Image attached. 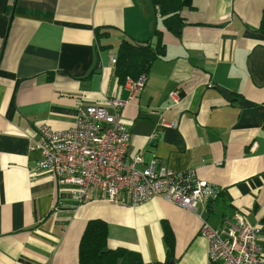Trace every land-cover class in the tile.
<instances>
[{"label": "crops", "instance_id": "obj_1", "mask_svg": "<svg viewBox=\"0 0 264 264\" xmlns=\"http://www.w3.org/2000/svg\"><path fill=\"white\" fill-rule=\"evenodd\" d=\"M192 3L180 36L164 30L166 54L130 100L111 59L123 39L163 28L151 0H0V264H80L94 218L108 224V247L125 249L118 264H210L201 217L226 226L235 213L261 225L264 249V0ZM111 98L126 101L129 152L216 185L212 211L163 197L126 206L97 191L79 205L37 169L39 125L67 129L80 105ZM163 221L175 236L170 258Z\"/></svg>", "mask_w": 264, "mask_h": 264}, {"label": "built area", "instance_id": "obj_2", "mask_svg": "<svg viewBox=\"0 0 264 264\" xmlns=\"http://www.w3.org/2000/svg\"><path fill=\"white\" fill-rule=\"evenodd\" d=\"M115 63L113 55L111 64ZM146 81V73L126 79L130 100L144 89ZM171 98L179 102L175 93ZM125 103L111 98L105 103L82 104L67 129L39 125V139L32 145L39 153L37 169L51 174L59 191L79 205L97 191L107 201L126 206L163 197L196 213L207 210L206 202L220 193L216 185L197 178L193 171L175 172L158 157L146 163L141 149L129 152L133 135L123 117ZM161 123L175 125L164 118ZM155 138L154 132L148 139ZM226 220V226H214L201 217L199 233L207 240L209 263L264 264L261 225L248 222L241 213Z\"/></svg>", "mask_w": 264, "mask_h": 264}, {"label": "trees", "instance_id": "obj_3", "mask_svg": "<svg viewBox=\"0 0 264 264\" xmlns=\"http://www.w3.org/2000/svg\"><path fill=\"white\" fill-rule=\"evenodd\" d=\"M155 12L161 18L163 28H156L151 37L142 41L123 39L117 49L114 72L118 82L124 84L128 77L136 79L143 73H148L153 63L166 54V44L163 40L164 30L175 36H180L188 21L182 15L184 8H196L192 0H151ZM102 27H96L98 37L108 35L101 32ZM264 34V8L259 26ZM222 199L220 193L215 199L219 204ZM210 211H212L210 209ZM164 241L167 247V256L173 255L175 236L171 226L163 221ZM108 224L104 219H90L83 231L79 243L80 264H118L124 256V248L111 249L108 247Z\"/></svg>", "mask_w": 264, "mask_h": 264}, {"label": "water", "instance_id": "obj_4", "mask_svg": "<svg viewBox=\"0 0 264 264\" xmlns=\"http://www.w3.org/2000/svg\"><path fill=\"white\" fill-rule=\"evenodd\" d=\"M212 203H213V199H209V200L206 202V207H207V210H208V211L211 209ZM170 263H171V260H168V261H167V264H170Z\"/></svg>", "mask_w": 264, "mask_h": 264}]
</instances>
